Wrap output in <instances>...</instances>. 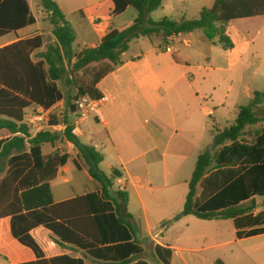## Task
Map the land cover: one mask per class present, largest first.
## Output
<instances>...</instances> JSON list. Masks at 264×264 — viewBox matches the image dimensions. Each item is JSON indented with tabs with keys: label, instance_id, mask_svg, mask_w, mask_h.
<instances>
[{
	"label": "trees",
	"instance_id": "obj_1",
	"mask_svg": "<svg viewBox=\"0 0 264 264\" xmlns=\"http://www.w3.org/2000/svg\"><path fill=\"white\" fill-rule=\"evenodd\" d=\"M163 1L112 0L111 17L133 8L137 18L124 29L110 31L96 47L75 53L76 33L63 11L53 0H41L53 27L54 42L41 51L45 40L37 35L0 49V131L10 134L0 139V161L8 158V171L0 177V218L11 217L13 238L38 257L43 253L30 232L41 226L58 237L60 244H75L96 258L112 262L128 264L144 251L137 236L139 228L127 211L128 193L111 194L114 181L100 169L103 156L94 146L80 141L67 117L60 122L52 112L54 107L67 100L76 115L74 101L79 95L101 99L99 83L123 64L122 55L135 39L157 36L168 44L170 37L201 30L209 41L232 50L234 43L226 35L227 25L264 16V0H215L196 19L164 18L156 22L151 15ZM36 23L28 0H0V38ZM38 51L35 60L33 55ZM31 106L48 112V126L63 123L62 137L43 130L33 136L25 123V111ZM257 125L261 128L249 141ZM214 133L212 145L197 159L183 210L163 224L195 216L206 221L233 220L239 239L264 234V200L262 211L255 215L259 206L256 198L264 199V91L255 92L249 104L240 108L233 126L215 128ZM61 138L78 150L74 165L80 169L83 161L99 190L55 203L51 182L67 165L70 155H45L43 147L55 146ZM155 255L163 264H170L171 250L156 246ZM60 260L84 264L68 257Z\"/></svg>",
	"mask_w": 264,
	"mask_h": 264
},
{
	"label": "crops",
	"instance_id": "obj_2",
	"mask_svg": "<svg viewBox=\"0 0 264 264\" xmlns=\"http://www.w3.org/2000/svg\"><path fill=\"white\" fill-rule=\"evenodd\" d=\"M88 3L89 7H97L102 3V0H88ZM30 6L32 9L31 3ZM59 7L62 11L64 10L62 6ZM111 10L112 8L110 9V16ZM33 14L39 23L34 11ZM136 18L137 16L133 18V21ZM182 19L186 18L181 17L180 20ZM95 22L101 23L102 20L97 19ZM263 22L264 16L230 22L226 28V35L234 43L232 50H224L221 47L223 51H220L217 49L219 44L209 41L204 33L201 34L197 31L187 35L170 37L168 44H164L162 38L157 36L152 38L141 37L131 41L129 49L122 55L123 64L98 85L99 91L103 96L110 97V101L102 106L100 116L91 121V138L89 141H84L79 136L78 131L84 122L91 119L81 120L77 118L75 120L73 125L80 141L85 145L94 146L103 156L100 169L114 181L111 194L115 195L118 191L128 193L127 211L132 215L133 223L139 228L137 236L144 250L142 255L128 264H150L145 259V255L148 254L147 246L154 249V254L156 246L171 250L170 264H205L202 257L197 254L203 252L202 246L208 242V238H212L213 234L218 236V232L196 231L193 227L201 224L199 221L216 222L217 224H223L222 222L225 221L233 225L235 229V238L232 241L217 243V246L224 247L226 245L231 246V248L227 251L223 250V258L211 260V264H264V234L239 239L233 220L206 221L195 216H186L177 222L164 225L163 223L172 221L183 208L180 206L171 208L172 203L168 195L159 199L152 194H149V197L143 196L139 192L140 189L148 190L146 186L141 184L144 174L151 181L153 178L158 179L160 163L163 167V178L166 180L168 177L174 178L189 157H194L197 163L198 157L212 145L215 128H226L221 125L222 116L220 115L227 106L236 107L239 113L240 108L247 106L253 99L255 92L264 91V73H257L253 80L244 86L238 89L230 88L224 94V85L228 82L227 78H224V73L229 69V61L226 63V67L223 64L216 68L212 66L215 52H221L220 54L227 58L231 55L239 57L236 52L238 50L240 52L241 49L242 54L247 53L249 44L246 45L244 42L249 41L251 29ZM37 23L17 33L0 38V49L20 40L42 35L37 34L39 30L28 32ZM232 26L235 27L232 28ZM112 30L117 29L110 28L104 36ZM233 33L236 34V37ZM104 36L94 45L84 43L80 51L85 47H96ZM251 41L254 40L251 39ZM193 45L196 46V57L205 62L204 69L209 74L207 78L203 79L206 88H209L208 94H204L196 88L199 82L196 81L197 75L190 71V56H183L180 47H178H192ZM41 51H45V47ZM41 51L33 55L34 59L35 55ZM262 57L264 62V55ZM259 77L260 79H257ZM146 117L151 118L153 122L147 123ZM46 118H49L48 112L41 107L31 106L26 109L25 123L30 127L31 133L36 130L32 134L33 136L40 131L38 122L46 120ZM207 118H210L213 124L209 123ZM254 136L255 131L252 132V136H248V140L252 141ZM8 137H10L8 132L0 131V139ZM67 145L74 150L75 159L71 158L70 152L67 153L70 155L69 162L74 164L73 161L78 159V150L68 142ZM44 154L47 155L46 152ZM169 156L172 167H169L167 160ZM69 162L59 170L57 178L51 182L55 203L85 196L99 190L97 182L90 177L86 167L80 162V169L74 166L78 172L88 175L90 187L88 188L86 184L80 183L76 179L73 186L80 189L77 194L68 196L61 187L59 196L56 197L54 192L56 183L58 187L72 183L68 177L71 172L68 166ZM7 164L8 158L0 161L1 178L8 171ZM115 172L117 175H114ZM116 186L117 189H115ZM168 187L169 184L166 183L164 189H168ZM130 189H133L137 195L141 210L133 209L134 201ZM256 200L259 206L255 215L262 211L261 204L264 199L257 197ZM30 234L40 247L43 257H38L31 249L13 238L11 217L0 218V264H37L41 261L50 262L55 259L54 264H71L69 261L60 260L63 257L82 260L84 264H125L96 258L90 255L86 249L75 244L64 242L60 244L59 238L42 226L33 229ZM182 252L190 255L189 258H181L180 261L176 262L175 257L180 256Z\"/></svg>",
	"mask_w": 264,
	"mask_h": 264
},
{
	"label": "rangeland",
	"instance_id": "obj_3",
	"mask_svg": "<svg viewBox=\"0 0 264 264\" xmlns=\"http://www.w3.org/2000/svg\"><path fill=\"white\" fill-rule=\"evenodd\" d=\"M59 6L63 7L64 14L66 19L73 26L77 39L73 44V50L75 53L79 52L84 43L89 45H94L98 42V40L104 36L106 32L110 30V28L122 29L125 28L128 24L133 21V18L137 16V11L133 8H129L128 12L119 16L117 18H112L110 16V9L112 8L111 0H102V3L97 7H89L88 0H54ZM215 0H164L163 5L157 11L153 12L151 17L154 21L158 22L164 18H169L173 21H179L181 17L186 19H196L199 17V12L207 7L210 8L213 6ZM32 5V9L37 16L39 23L28 32H32L35 30H39L37 34H42L45 40V50L46 47L54 42L52 37L53 27L48 19V15L45 9L41 5V0H29ZM183 12V13H181ZM97 19H101V23H96ZM235 26H232V28ZM198 33H203V31L198 30ZM234 34V33H233ZM236 37V34H234ZM249 41L244 44L248 45V52L242 54V49L236 52L237 56H222L221 52H215L213 54V63L212 66L216 68L217 66H221L223 64L226 67V63L229 61L228 71L224 73V78H227V84L224 85V94L230 88L238 89L241 86H244L246 83L253 80V77L257 73H264V62L262 61L264 55V22L262 24L257 25V27H253L250 31ZM247 39V40H248ZM253 39L254 41H251ZM180 47L179 49L182 52V55L185 57L190 56V71L197 75L196 81L199 82L196 85L197 89H200L204 94L209 92V88H206V83L203 82L204 78L209 76L208 71L204 69L205 62L201 58L196 57V46L192 47ZM217 49L223 51L221 46L217 45ZM36 59V57H35ZM257 79H260L257 78ZM60 87L64 89L63 83H59ZM209 100V99H208ZM54 114L58 117L59 121L62 122L65 117L68 118L71 124H74L75 120L78 118V115H74L71 113L70 106L68 101H64L52 110ZM238 109L232 105H228L226 110L220 115L222 116L221 125L222 127H231L235 124V120L237 118ZM219 117V115H216ZM147 123H152V119L146 117ZM91 121L93 119L84 122L79 128L78 134L84 141H89L91 138L90 128L92 127ZM209 123H212L210 118H207ZM49 118L46 120L38 122V126L40 127V131H50L52 133H56L62 137L65 131V126L61 123L58 126L50 127L48 126ZM213 124V123H212ZM261 128V125H257L252 128V132ZM36 131V130H35ZM32 131V134L35 133ZM248 139V138H247ZM44 152L47 155H50L54 152H59L61 154L71 153V158L75 159L74 150L71 149L67 142L61 138L55 146L50 144L44 146ZM169 161V167H172V162L170 164V156L167 157ZM82 165L84 162L81 161ZM71 172L69 174V178L71 179V184H63L58 187L56 183L54 185V192L56 197L59 196V191L64 189V193L68 194V196H73L77 194L80 189L75 188L74 181L77 179L80 183H84L89 188L88 175L85 173L78 172L76 167L72 162L68 164ZM196 167V160L194 157H189L184 165L181 167L180 171L175 175L174 178L168 177L167 180L164 179L163 167L162 163H160V175L158 179H154L151 181L147 178V175H143L142 185L146 186L148 190L140 189L139 192L143 196L149 197V194L154 195L156 198H164L167 195L170 196L171 199V208H178L179 206L183 208L186 195L188 194V184L192 178L193 172ZM151 182V183H150ZM168 183V189H164L165 184ZM140 184V185H141ZM151 184V185H150ZM62 187V188H61ZM61 188V189H60ZM118 187L116 186L115 189ZM133 196V209L141 210L140 202L135 195L133 189H130ZM261 204V202H260ZM196 227H193L198 232L211 231L218 232L217 234H213L212 238H208V242L205 243L202 247L204 248L203 252L197 254L202 257V260L205 264H211L210 261L218 258H223V250L227 251L231 248V246L220 247L217 246V243L230 242L235 238V229L233 225L229 224V222H222L223 224H217L216 222H200ZM148 254L145 255V259L150 264H163L161 263L157 256L154 254V249L149 248L147 246ZM185 252H182L180 256L175 257V261H180L181 258H189Z\"/></svg>",
	"mask_w": 264,
	"mask_h": 264
},
{
	"label": "built area",
	"instance_id": "obj_4",
	"mask_svg": "<svg viewBox=\"0 0 264 264\" xmlns=\"http://www.w3.org/2000/svg\"><path fill=\"white\" fill-rule=\"evenodd\" d=\"M168 51H170V49H168ZM109 101L110 97L108 96H103L99 100H94L89 96L79 95L74 101V104L78 111V118L81 120L98 118L100 116L102 106L108 103Z\"/></svg>",
	"mask_w": 264,
	"mask_h": 264
},
{
	"label": "water",
	"instance_id": "obj_5",
	"mask_svg": "<svg viewBox=\"0 0 264 264\" xmlns=\"http://www.w3.org/2000/svg\"><path fill=\"white\" fill-rule=\"evenodd\" d=\"M114 175H117V173L115 172ZM115 179V177H113Z\"/></svg>",
	"mask_w": 264,
	"mask_h": 264
}]
</instances>
